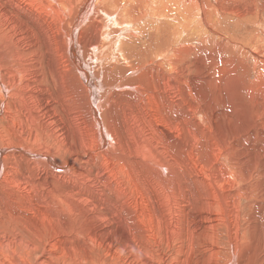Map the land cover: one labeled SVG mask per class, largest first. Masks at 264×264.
Listing matches in <instances>:
<instances>
[{
	"label": "bare ground",
	"instance_id": "bare-ground-1",
	"mask_svg": "<svg viewBox=\"0 0 264 264\" xmlns=\"http://www.w3.org/2000/svg\"><path fill=\"white\" fill-rule=\"evenodd\" d=\"M263 29L264 0H0V264H83L66 247L100 222L152 264L153 216L237 240L235 167L243 194L264 175Z\"/></svg>",
	"mask_w": 264,
	"mask_h": 264
},
{
	"label": "rangeland",
	"instance_id": "rangeland-1",
	"mask_svg": "<svg viewBox=\"0 0 264 264\" xmlns=\"http://www.w3.org/2000/svg\"><path fill=\"white\" fill-rule=\"evenodd\" d=\"M224 123L225 119L218 121V125H224ZM39 131L40 143L44 146H50L54 142V137L47 139L46 133ZM70 154L68 146L65 145L61 150L60 158L66 160ZM235 168L236 172L244 171L236 187L235 197L239 199L240 209L239 238L232 240L231 237L227 236V229L221 226H217L215 234L209 227L206 232L204 230L194 232L193 236L190 233H185L183 236H169L166 238L164 233L167 226L155 216L149 219L146 218L143 222L137 223V226L145 228L144 239L151 249L150 260L152 264H209L213 254L219 258L216 264H230L234 255L237 257L238 264H255L257 255L264 257V175L261 176L257 173L247 175V182L251 187L248 192L243 194L239 187L243 186V176L248 169H245L244 166ZM39 174L41 176L45 174L53 175L46 168H42ZM234 216L235 212L231 209V217L234 218ZM2 227L1 230L11 235L7 225ZM108 227L109 224L106 222H100L87 237L75 239L76 244H69L66 247L77 251L65 254L75 255L83 264H133L130 252L138 253L139 248L134 242L136 238L133 231L124 229L130 226L123 224L119 228L124 230H115L112 227V230L102 233V230ZM17 228L19 227H15V229ZM19 232L25 234L23 231L19 230ZM214 237L215 239H213ZM44 238L43 247L47 244ZM98 238L101 239V244H95ZM128 241L131 246H127ZM214 242L215 246H213ZM247 245H251L249 253L245 254L244 260H238V256L243 254V250ZM43 247L40 248V251L43 250Z\"/></svg>",
	"mask_w": 264,
	"mask_h": 264
}]
</instances>
